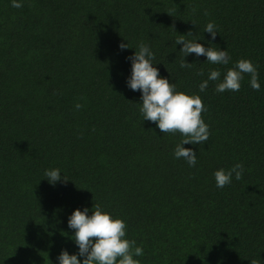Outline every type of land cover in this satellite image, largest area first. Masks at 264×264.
Listing matches in <instances>:
<instances>
[{
  "label": "trees",
  "instance_id": "16d2710c",
  "mask_svg": "<svg viewBox=\"0 0 264 264\" xmlns=\"http://www.w3.org/2000/svg\"><path fill=\"white\" fill-rule=\"evenodd\" d=\"M17 2L0 0V264L77 254L68 218L94 204L126 222L140 264H264V0ZM189 32L229 63L190 54L182 69L175 41ZM140 42L161 77L207 108L209 140L183 146L195 167L173 155L181 135L144 121L127 86ZM242 58L257 66L259 91L245 75L238 92H216L220 81L200 92L209 70L223 80ZM237 163L243 178L217 188L214 172ZM56 168L68 182L49 183Z\"/></svg>",
  "mask_w": 264,
  "mask_h": 264
},
{
  "label": "clouds",
  "instance_id": "9594fccd",
  "mask_svg": "<svg viewBox=\"0 0 264 264\" xmlns=\"http://www.w3.org/2000/svg\"><path fill=\"white\" fill-rule=\"evenodd\" d=\"M12 7L21 8L23 4L12 0ZM204 32L209 33L212 40H215L218 34L215 22H209ZM187 36L193 38L186 39L185 35H179L175 41L176 44L183 45L180 51L183 56L180 60L182 69L193 67L194 64L186 63L184 59L190 54H195L197 57L205 56L207 63L216 65H227L231 60L226 50H220L215 45L204 47L197 42L199 39L191 32ZM119 47L121 50L129 48L128 44L124 43H121ZM127 59L131 61V76L127 80V86L132 91L141 93L142 104H139V111L144 121L156 124L163 134H180L182 139L177 143L173 155L176 159L185 160L189 167H195L196 153L183 146L206 143L210 138L209 125L203 119V113L207 111V108L201 96L178 91L175 84L161 77L159 70L153 66L154 53L145 43L140 42L135 54ZM198 75L203 76V70ZM245 75L250 76L252 89L259 91L257 66L251 60L243 58L227 69L223 80H220L219 70H209L208 78L200 83L199 90L204 92L208 87V81H220L216 84V92H238ZM75 108L79 110L83 108V105L77 103ZM244 171L242 163L235 164L229 170L221 168L215 171L213 175L216 187L222 189L230 185L233 175L237 181L241 180ZM44 174L52 185L61 180L68 182L67 178L61 176L58 168L46 170ZM91 213L89 215L87 208L83 211L77 209L68 218V227L75 232L72 239L79 251L77 254L70 255L63 250L57 258L59 264H81L78 257H83L82 264H140V261L134 257L142 256L143 248L136 246L135 240L126 238L128 227L126 222L123 219L114 218L99 204H94ZM250 264H260V261L252 259Z\"/></svg>",
  "mask_w": 264,
  "mask_h": 264
}]
</instances>
